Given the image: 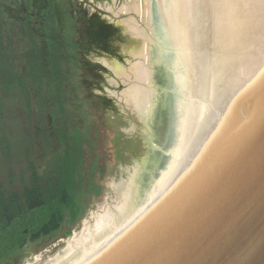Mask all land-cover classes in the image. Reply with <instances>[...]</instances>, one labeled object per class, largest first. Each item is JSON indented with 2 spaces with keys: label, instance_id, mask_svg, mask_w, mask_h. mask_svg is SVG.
Instances as JSON below:
<instances>
[{
  "label": "water",
  "instance_id": "obj_1",
  "mask_svg": "<svg viewBox=\"0 0 264 264\" xmlns=\"http://www.w3.org/2000/svg\"><path fill=\"white\" fill-rule=\"evenodd\" d=\"M153 2L168 84L154 176L73 264H264V0Z\"/></svg>",
  "mask_w": 264,
  "mask_h": 264
},
{
  "label": "rangeland",
  "instance_id": "obj_2",
  "mask_svg": "<svg viewBox=\"0 0 264 264\" xmlns=\"http://www.w3.org/2000/svg\"><path fill=\"white\" fill-rule=\"evenodd\" d=\"M83 1L82 14L97 13L125 37L113 42L117 56L95 60L101 74L68 46H53L44 64L35 36L0 32V191L13 196L0 197V210L20 217L0 222V264H44L92 223V216L118 203L134 169L142 184L153 167L161 135L158 88H168L157 22H151L157 20L151 8L157 7L153 0ZM63 39L71 41L73 33ZM147 55L156 106L144 124L122 94L128 82L114 71L128 73ZM72 167L75 175L67 186L72 200L59 210L58 229L30 241L45 218L42 209L26 213L24 194L35 193L44 178L41 191L56 195Z\"/></svg>",
  "mask_w": 264,
  "mask_h": 264
},
{
  "label": "flooded vegetation",
  "instance_id": "obj_3",
  "mask_svg": "<svg viewBox=\"0 0 264 264\" xmlns=\"http://www.w3.org/2000/svg\"><path fill=\"white\" fill-rule=\"evenodd\" d=\"M83 5V0H0L1 35L12 32L27 40L30 36H35L38 40L37 50L42 55L44 64L49 59L53 46L56 50L68 46L72 55H84V60L96 65L97 74H101L103 67L95 60L110 55L117 56L113 42L120 41L121 36L113 24L101 19L97 13L82 14L80 6ZM69 33H73V39L65 42L63 35ZM44 182L45 179L41 178L38 186ZM8 191H0V197L13 198ZM33 194L38 197L43 195L42 192L39 195Z\"/></svg>",
  "mask_w": 264,
  "mask_h": 264
},
{
  "label": "bare ground",
  "instance_id": "obj_4",
  "mask_svg": "<svg viewBox=\"0 0 264 264\" xmlns=\"http://www.w3.org/2000/svg\"><path fill=\"white\" fill-rule=\"evenodd\" d=\"M134 28L132 31L140 32ZM142 57L144 58L134 64L128 73L127 71H121L120 74L118 73L119 75L117 71H114V73L123 78L125 82H128V88L122 93L125 101L130 102L135 107L142 123L149 124V118L156 106V92L149 80L148 66L151 61L148 55ZM160 61L164 62L162 57H160ZM148 176H154L153 167L148 171ZM141 182L140 170L134 169L133 175L118 203L108 206L98 212L97 215L92 216V223H85L82 230L68 239L65 247L44 264L75 263L96 249L98 242L109 239L115 228L124 225L125 219H133L136 208L143 207L147 180L142 184Z\"/></svg>",
  "mask_w": 264,
  "mask_h": 264
},
{
  "label": "trees",
  "instance_id": "obj_5",
  "mask_svg": "<svg viewBox=\"0 0 264 264\" xmlns=\"http://www.w3.org/2000/svg\"><path fill=\"white\" fill-rule=\"evenodd\" d=\"M73 175H75V173L72 167L71 170L66 172V182L62 185L63 187L60 186L58 188V193L56 195L44 197L41 199H39V197L34 194L28 195V199H26L28 200L27 207H29V209H42L45 218V224L41 228H39L36 233L32 232V238L30 239V241H34L37 236L41 237L40 235L47 236L58 229L62 216L61 211L59 210H61L62 208H68L71 204L72 197L69 195V188L67 186L72 183ZM0 218H3V220H5L7 218L6 213H0ZM19 218V215L14 212V221Z\"/></svg>",
  "mask_w": 264,
  "mask_h": 264
}]
</instances>
